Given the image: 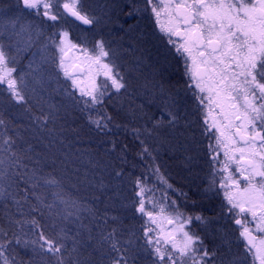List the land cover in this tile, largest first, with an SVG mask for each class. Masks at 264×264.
<instances>
[{
    "label": "snow or ice",
    "instance_id": "obj_1",
    "mask_svg": "<svg viewBox=\"0 0 264 264\" xmlns=\"http://www.w3.org/2000/svg\"><path fill=\"white\" fill-rule=\"evenodd\" d=\"M97 7L88 0L0 2V201L7 207L10 199L18 214L5 213L8 230L0 225V264H264V0L133 3L127 14L150 21L164 45L143 83L130 75L138 66L123 70L121 52L103 32L117 22L108 5L103 13ZM68 16L88 27L73 37L60 26ZM22 53L31 57L26 70L17 67ZM141 88L150 93L146 104L121 103L109 114L113 98L131 99ZM74 112L100 131H111L121 112L134 122L144 170L132 176L114 168L115 184L101 179L95 187L112 193L103 211L65 191L68 172L24 162L34 159L29 140L53 137L57 122ZM162 151L189 171L207 157L202 197L219 200L209 208L216 215L186 214L175 201L155 199L151 177L172 188ZM127 152L122 145L121 165ZM126 178L131 197L123 195ZM121 210L138 214L139 227L126 225ZM218 220L231 228L214 229ZM194 222L220 242L206 245ZM17 246L26 258L11 255Z\"/></svg>",
    "mask_w": 264,
    "mask_h": 264
},
{
    "label": "rangeland",
    "instance_id": "obj_2",
    "mask_svg": "<svg viewBox=\"0 0 264 264\" xmlns=\"http://www.w3.org/2000/svg\"><path fill=\"white\" fill-rule=\"evenodd\" d=\"M0 2H2L4 4H8V3H12L13 0H0ZM138 2H139V0H88V3L98 5L97 11L100 13H103V11L105 10L102 6L108 5L107 11L109 12L110 15H112L114 17V19L117 22L104 27L103 32L107 35V37L109 39L113 40L114 47H116L121 52L122 59H121L120 63L122 65H124L123 70L127 71V68L129 66H132V67L138 66L140 71L137 73H131L130 75L134 76L139 83H143V82H145V78H150V74H151L150 65H153L157 62L158 55L163 51L164 45H163V42L161 41V39L159 37V33L157 31H154V27L150 21L144 20L141 17L136 16V15L129 16L127 14L128 12H130L132 10L133 3H138ZM66 18L61 20L60 26L64 29L68 30L73 37L80 35L81 34V28H85V27L80 26L79 23L74 22L73 20H72L73 22H71V21L67 20ZM141 33L146 34L147 38L142 43L141 42L140 43L135 42V39H137V37ZM121 38H123V39H121ZM125 50H127V51H125ZM33 51H35V49H33ZM30 58L31 57L28 53H22L21 57H18V59H19V64L17 65L18 70H20V69L26 70V66H27ZM137 58H140V59L138 60ZM103 80H104L103 76H99L97 78L98 83L102 82ZM137 92L142 93V94L134 95L131 97V99L124 98L121 102H118L115 98H113L112 103L110 105H108V107H107V111L109 112V114H112L115 116L116 112L121 111V103L123 104V107L125 109L128 107L129 104H133V102H134V104H146V101H147L150 93L146 89H143V88L137 89ZM116 121H117V119H115L113 124L109 125L110 129H112V128H115L117 130L124 129L125 124L134 126V122L129 123L127 120H125V122H124L125 124L124 123H118ZM60 124L61 125H59V126L55 125V129L56 130L58 129L56 132H58L59 130H61V132H63L64 129H66L67 127L69 128L71 126V124H72V126H75V128H78V130H76V131H79L80 135L75 136V140L71 141V144L76 148L80 147L83 149L85 148L86 150L93 149L94 151L97 152L98 155H99V153L103 152V150H106L108 148L110 150L112 149V141H114L113 138L112 139L109 138L110 140H108V137H106V138L104 137L106 134H108L109 131H102L103 136L97 135L95 133V131H100V130L96 129L94 125H92L88 122L87 116L84 113L74 112L71 115H68L64 119L60 120ZM116 125H120V127H117ZM87 129L89 130V133H87L89 136H86V130ZM130 129H129V132L131 133ZM88 130H87V132H88ZM55 135H57V134H55ZM98 137H100L99 140H97ZM116 142H117V140H116ZM135 142L137 145H139L138 141L135 140ZM53 143L58 144V145L63 144L65 148L71 146V144L65 145L64 141H60V140H57V141L54 140ZM117 146H119L118 143H117ZM130 147L133 148V145ZM128 148H129V146H128ZM201 152L203 153V146L201 147ZM118 154L119 153L115 154L112 152V154L106 155L105 157L103 155H99V159L109 161V160L113 159L112 157L114 155H116L118 158ZM161 154L163 156L167 157L171 163L176 162V163H174L172 171H177L178 176L174 175V173L169 168V176L173 177L176 180L175 182H169L168 174L165 173V170L163 168H161L162 172H164V175L167 178L168 183L172 185V188H168L166 185L159 183V181H157L155 179V177H151L148 180V183H149L150 187L155 186L154 187L155 199L158 202L165 203L166 205L170 201H175L176 205L179 206L180 211L185 212L186 214L197 213L193 207L191 208V204H189L188 206H185V205L183 206L181 204L183 201L185 203H189V202L185 201L186 200L185 199V192L176 186L178 184H180L179 179H181L183 181L185 179H190L193 181V184L196 183V189L195 190H198V192L200 191V193L202 195L203 188L206 186L205 175H206V172L208 170V166L206 163L207 157L202 155L198 164H196L193 167L192 171H189L183 165L179 164L178 161H173L172 159H170L169 155L165 154L163 151L161 152ZM161 154H160V156L162 159ZM134 157L138 162H139V160L141 161V159L136 154H134ZM221 159H222V157H221ZM127 160H130V157H127ZM171 163L169 164L170 166H171ZM99 173H100V171H99ZM197 173L199 174L198 178H197ZM109 175L114 176V174H112L111 172L109 173ZM107 178H110V177L107 176ZM115 179L110 178L111 184L116 183V182H114ZM194 179H195V182H194ZM125 180H127L126 182H129V179H125ZM172 183H178V184L174 185ZM97 184H99V183H97V181H96L95 185H97ZM127 184L129 187L128 188V195H129L130 193H132V184L130 182L129 183L124 182L123 186L127 187ZM95 185H93L92 187L95 189V191H98L101 194H103V192L106 190L105 189V190L101 191L99 188L95 187ZM131 196H132V194H131ZM49 200H51L50 196H49ZM77 200H79V199H77ZM84 201H80L81 204H83L86 207L87 206L92 207V205L89 204L86 200H84ZM103 202L106 205H108L110 203L108 199L106 201H103ZM215 203H216V205L219 204V200L211 202V207L212 206L215 207L216 206ZM208 208H210V207L208 206ZM198 213H200V212H198ZM120 214H122L125 217V221L126 220L129 221V222L126 221V223H129L127 225L139 227L141 221L138 219V214H137V218H135V219L133 218V214L131 213V211L121 210ZM83 215L86 216L87 213H83ZM214 215H216V213L212 212L211 216H214ZM132 220L134 222H131ZM85 222L87 223V220H85ZM222 225L225 226L226 230L231 228L230 222L227 225H225V222L223 220L216 221L212 225V227L214 229H216V228H220ZM161 226L163 228H165V230H169L172 227L171 225L166 224V222H164L163 219H161ZM192 230L199 232L201 234V236L204 237L205 244L208 246H212L213 243L218 244L220 242L218 238H216L214 240L215 233L210 232V233L206 234L204 232L202 226H200L199 222H194V224L192 226Z\"/></svg>",
    "mask_w": 264,
    "mask_h": 264
},
{
    "label": "trees",
    "instance_id": "obj_3",
    "mask_svg": "<svg viewBox=\"0 0 264 264\" xmlns=\"http://www.w3.org/2000/svg\"><path fill=\"white\" fill-rule=\"evenodd\" d=\"M67 20L73 22L68 17ZM68 22V21H67ZM135 42L140 43L138 39H135ZM118 123H124L125 118L123 113L121 112V115L117 118ZM68 124V123H67ZM125 124V123H124ZM57 126L61 125L60 120L56 124ZM131 125H128L127 128L124 129H115L112 128L111 131L108 132V134H104L105 138L108 137V140L112 139L118 143L119 146L116 147L115 150L109 151L103 150V152L99 153V155H103L104 157L106 155H110L113 153L117 154L120 151V148L122 145H128V152L126 153L127 157H130V160H127L126 163L121 165V162L118 160L117 156L114 155L109 161L106 160H100L99 155L96 151L93 149L86 150L85 148H76L71 144L72 140H75V136H79L80 133L78 128H75V126H71L66 129H64L63 132L59 130L56 132L55 136L48 137L47 133L41 134L43 139L41 140H29L30 143L35 145V149L33 152L30 153L34 157L33 160H25L24 162L28 165L29 169L32 168H43V171L45 173L53 172L55 175L62 176L64 172H68L72 176L71 183L66 185L65 191L72 196L74 199H79L80 201L86 200L89 204L92 205V208H95L99 211H103L106 207V204L103 201H106L108 199V196H110L111 189H106L103 194L99 193L98 191H95V189L92 187L95 185V182L99 183L101 179H103L104 183L108 184L111 183L110 178L115 179L114 176H110L109 173H113L114 168H120L123 167L127 172L131 173L132 176H139L141 172L144 170L145 165L142 161L139 160V162L135 159L134 154L139 151V145L136 144L132 134L129 132V129L131 128ZM58 130V129H57ZM56 130V131H57ZM88 130V129H87ZM86 130V136H89L87 133H89V130L87 132ZM97 135H102V131H95ZM103 136V135H102ZM26 138H28L26 136ZM100 137L97 138L99 140ZM110 138V139H109ZM67 139V140H66ZM52 141L51 143L49 141ZM54 140H60L64 141V144H71L70 147H64V145H58L54 144ZM22 143V142H21ZM133 145V148L130 147ZM24 147H27V145H24ZM37 153H40L41 155H37ZM162 155V154H161ZM46 157V159H45ZM55 159L56 163L53 165L52 160ZM40 160L41 163L38 165L34 161ZM162 160L166 161V164L162 165V168L165 170V173L168 174L169 182H175L176 180L173 177L169 176V168L171 171L173 170L174 163H171L167 157L162 155ZM171 163V166L169 165ZM98 165V166H94ZM93 169V170H92ZM78 170V171H77ZM100 171V173H99ZM174 175H177V171H172ZM76 176L80 177V180L77 181L75 179ZM87 176V182L85 181V177ZM109 176L110 178H107ZM178 176V175H177ZM199 177V174L197 173V178ZM130 179L131 178H126ZM117 178L114 180L116 182ZM178 180V179H177ZM127 180L123 181L125 183ZM179 183H172L174 185H177L176 187H179V189L183 190L185 192V201H188L189 203H185L184 201L181 203L183 206H188L191 204V208L193 207L196 212H200L205 216H211L212 212L209 211V207H211V202L204 199L198 190L196 189V183L193 184V181L190 179H185L184 181L179 179ZM195 182V179H194ZM75 184L76 186L73 188L71 185ZM115 184V183H114ZM24 187L23 182L21 181V188ZM128 184L127 187L123 186V195L130 197L132 193L128 195ZM101 198V199H100ZM100 199V200H99ZM85 202V201H84ZM114 203V202H113ZM216 205V203H215ZM213 207V206H212ZM5 213H16V208L13 202L9 199L7 201V207L4 206V202L0 201V225H2L5 230H8V218L5 215ZM129 222L128 220H126ZM124 220L125 224L126 223ZM131 222H134L133 220ZM70 228H74L75 225L69 224ZM18 253V258H26L25 252L19 247H16V252L11 253V255H16Z\"/></svg>",
    "mask_w": 264,
    "mask_h": 264
},
{
    "label": "water",
    "instance_id": "obj_4",
    "mask_svg": "<svg viewBox=\"0 0 264 264\" xmlns=\"http://www.w3.org/2000/svg\"><path fill=\"white\" fill-rule=\"evenodd\" d=\"M68 18L69 19H71V20H73L74 22H77V23H79L78 21H75V19L74 18H72V17H70V16H68ZM85 28H87L88 26H84Z\"/></svg>",
    "mask_w": 264,
    "mask_h": 264
}]
</instances>
